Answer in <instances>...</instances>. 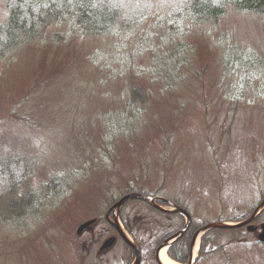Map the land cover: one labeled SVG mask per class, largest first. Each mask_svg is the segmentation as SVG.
I'll return each mask as SVG.
<instances>
[{
  "label": "rangeland",
  "instance_id": "1",
  "mask_svg": "<svg viewBox=\"0 0 264 264\" xmlns=\"http://www.w3.org/2000/svg\"><path fill=\"white\" fill-rule=\"evenodd\" d=\"M152 1L172 20L181 12L175 0L145 4ZM201 27L184 38L193 54L180 55L193 67L191 83L170 77L166 63L155 75L151 51L129 59L107 40L78 39L68 24L0 59V264H132L125 244L94 258L93 234L76 230L103 222L109 207L138 190L185 207L195 230L244 220L260 204L264 13L230 9ZM119 220L143 247L142 264H156L171 217L132 201ZM207 244L196 264H264V245L244 230L214 232Z\"/></svg>",
  "mask_w": 264,
  "mask_h": 264
},
{
  "label": "trees",
  "instance_id": "2",
  "mask_svg": "<svg viewBox=\"0 0 264 264\" xmlns=\"http://www.w3.org/2000/svg\"><path fill=\"white\" fill-rule=\"evenodd\" d=\"M29 2L30 15L34 13L33 2L35 0H17L15 5L9 8V13L0 20V37L4 33L8 38L6 42H0V50L3 52L11 51L19 48L22 44L30 42V38L33 35H28L24 25L26 24L23 20L22 24L19 21L20 13L14 10L15 6H20L21 3ZM218 0H189L185 7L188 8L190 16H196L202 23L208 25L216 24L220 21V18L225 15L227 10L232 7L235 10L252 11L256 13H264V0H222L217 4ZM10 0H7L9 3ZM98 13H95L97 15ZM102 14L99 13V17ZM25 18V17H24ZM18 27V29H17ZM237 59L240 60L237 56Z\"/></svg>",
  "mask_w": 264,
  "mask_h": 264
},
{
  "label": "water",
  "instance_id": "3",
  "mask_svg": "<svg viewBox=\"0 0 264 264\" xmlns=\"http://www.w3.org/2000/svg\"><path fill=\"white\" fill-rule=\"evenodd\" d=\"M128 198L143 199V200H145V201H147V202H149V203L151 202V200H150L149 198L144 197V196H139V195H132V196H130V197H128ZM244 224H246V222H245ZM244 224H242V225H244ZM242 225L229 226V225H225V224H214V225L209 226L208 228L232 229V228H238V227H240V226H242ZM261 229H262V233L259 235V240H260L261 242H264V225L261 227ZM162 247H163V246H162ZM162 247H160L159 250H160ZM136 262H137V264H138V262H139V254L137 255V260H136Z\"/></svg>",
  "mask_w": 264,
  "mask_h": 264
},
{
  "label": "bare ground",
  "instance_id": "4",
  "mask_svg": "<svg viewBox=\"0 0 264 264\" xmlns=\"http://www.w3.org/2000/svg\"><path fill=\"white\" fill-rule=\"evenodd\" d=\"M198 241H199V238H198ZM198 241H197V245H196V248H195V251H194V256L196 255V252H197V249H198ZM166 249H163L160 253V260L163 264H179L175 261H173L172 259H170L166 253Z\"/></svg>",
  "mask_w": 264,
  "mask_h": 264
}]
</instances>
